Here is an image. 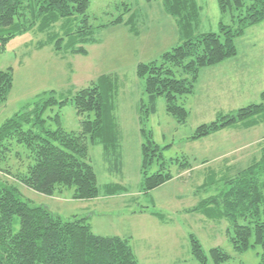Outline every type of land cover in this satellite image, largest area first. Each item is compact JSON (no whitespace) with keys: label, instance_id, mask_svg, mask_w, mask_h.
<instances>
[{"label":"rangeland","instance_id":"1","mask_svg":"<svg viewBox=\"0 0 264 264\" xmlns=\"http://www.w3.org/2000/svg\"><path fill=\"white\" fill-rule=\"evenodd\" d=\"M196 2L201 8L197 34L218 33L221 22L233 25L231 13L220 12L218 0ZM122 14L124 23L133 15L132 26L137 32H131L125 24L99 29L98 42L86 46L88 55L55 50L53 37L67 41L66 35L77 27V22L65 20L45 31L34 28L16 36L0 54V71L13 69L14 75L8 100L0 105V127L16 114L51 96L59 101L71 99L102 76L111 77L116 85L113 115L118 130L117 149L107 158L103 146L88 139V158L102 192L105 186L115 184L122 190L109 201L89 203L72 200L71 190L51 197L19 186L22 197L33 205L48 207L66 220L75 216L88 218V221L91 218L92 230L97 235L129 239L140 264H199L192 256L191 235L200 242L209 264H214L211 250L216 248L230 256L224 264H260L262 247L254 244V238L247 251L234 249L230 235L233 223L222 215L223 207L213 205L209 213L190 210L209 195L204 190L199 191L208 176L212 182L211 194L217 193L227 187L224 180L227 176L246 169L253 162V156L258 157V144L264 140V122L247 131L228 128L199 140L192 137L198 127L215 122L220 115L235 114L241 108L261 103L257 93L264 91V23L248 28L236 40L238 58H234L233 72L244 76L247 71L249 76L245 80L250 83H246V87L236 86L229 98L219 99L216 95L223 94L219 88L224 84L222 74L203 73L195 94L198 106L190 105L194 97L186 104L189 111L186 124H179L168 115L165 99L159 98L157 112L150 115L144 125L154 143L162 149L166 171L175 178L145 194L141 168L142 145L146 141L141 132L140 104L147 98L145 83L137 77L136 69L140 63L160 61L181 41L176 22L165 12L162 0H90L88 15L94 26L108 24ZM199 83H203L201 88ZM57 113L64 130L79 134L81 118L71 102L61 110L54 107L45 112L47 128H58L51 119ZM226 153L232 155L225 160L219 158ZM182 158L190 162L191 168L179 172L176 160ZM159 169L154 164L149 173ZM219 178L220 181H216Z\"/></svg>","mask_w":264,"mask_h":264},{"label":"trees","instance_id":"2","mask_svg":"<svg viewBox=\"0 0 264 264\" xmlns=\"http://www.w3.org/2000/svg\"><path fill=\"white\" fill-rule=\"evenodd\" d=\"M162 4L176 22L181 43L160 61L140 63L136 69L137 77L145 83L147 98L140 104L141 132L146 141L142 145L141 168L145 194L175 178L166 171L162 149L154 143L151 132L145 130V120L157 112L159 98L165 99L168 115L179 124H186L189 116L186 102L196 93L201 71L235 58L237 38L248 28L264 23V0H218L220 12L231 13L233 25L221 22L218 33L197 34L201 8L196 0H162ZM89 7L90 0H0V54L16 36L34 28L45 31L62 20L77 22V27L66 35L67 41L54 36L52 43L56 51L74 55H88L86 46L98 42L99 29L125 24L131 32H137L132 26L133 15L127 23L122 14L108 24L94 26L88 15ZM113 82L111 77L102 76L71 99L59 101L51 96L0 127V264H140L129 239L97 235L87 218L75 216L66 220L48 207L24 200L19 189L24 186L51 197L71 190V199L75 201L116 196L122 190L115 184L105 186L102 192L88 158V139L101 144L107 158L118 146ZM13 84V69L0 71V105L7 102ZM70 102L81 118L79 134L61 127L59 113L51 118L58 128H47L45 112L54 107L61 110ZM263 122L264 93L261 103L201 125L192 139L206 138L237 125L255 126ZM176 162L179 172L191 168L186 158ZM154 164L160 169L150 174ZM233 175L223 178L227 187L214 194L210 192L212 182L208 176L199 191L209 195L190 212L209 213L213 205L223 207L222 215L233 223L230 235L234 249L247 251L254 238V244L262 247L260 264H264V144L259 157ZM190 239L193 258L199 264H209L200 242L193 235ZM211 260L224 264L230 256L216 248L211 250Z\"/></svg>","mask_w":264,"mask_h":264},{"label":"crops","instance_id":"3","mask_svg":"<svg viewBox=\"0 0 264 264\" xmlns=\"http://www.w3.org/2000/svg\"><path fill=\"white\" fill-rule=\"evenodd\" d=\"M180 37V36H179ZM236 58H238V57H236ZM235 62H236V59H228V60H226V61H224V62H222L221 64H219V65H216V66H214V67H212V69H211V67L210 68H205V69H203L202 71H201V74H200V78H201V75L203 74V73H206V72H208L209 74H213V73H216V72H220L221 74H222V79H224L223 81V85L222 86H220L219 88H220V90L223 92V94H217L216 95V97L217 98H219V99H224V100H226L227 98H229V96H230V93L233 91L234 92V90L236 89L235 87L236 86H239L238 88H242V87H246V83H250V81L248 80L247 82H246V80H245V78H247L248 76H249V74L247 73V71L245 72L244 71V73H246V74H244V76H241L242 74H239L238 75V73H236V72H233V70H234V64H235ZM205 70V71H204ZM206 70H209V71H206ZM204 71V72H203ZM241 73L243 72V71H240ZM208 73H206V74H208ZM235 75H237V76H235ZM244 83V84H243ZM200 84H203V83H199L198 84V86H200ZM202 86V85H201ZM201 86H200V88H201ZM204 86V85H203ZM247 88H249V87H247ZM197 87H196V93L195 94H197ZM220 90H217V92L219 93V91ZM249 90V89H248ZM264 93V91H261V90H259L258 91V97H259V99L260 100H262V94ZM245 94V96H247V94L246 93H244ZM192 97H194V99H193V102H191L192 101V99L190 100V98L187 100V102H186V104L189 102H191V106L193 107L194 106V108L196 107V106H198V102H197V99H195L196 97H195V95L194 96H192ZM226 115H228V114H226ZM261 123H259V124H257V125H255V126H252V125H248V126H246V125H237V127L236 126H234V127H230V128H240V129H243L244 131H247V130H250V129H253V128H256V127H258L259 125H260ZM228 129V128H227ZM222 132H224V130H222V131H220V132H217V133H222ZM264 144V140L263 141H260L259 142V144L258 145H260L259 146V154H260V149H261V147H262V145ZM259 154H258V157H259ZM232 155V153H226V154H223V155H221L219 158H223L224 160H225V158L226 157H228V156H231ZM255 155L253 156V159H255ZM172 181V180H171ZM201 187V186H200ZM199 187V188H200ZM113 198H115V196H108V197H104V196H102V197H100V198H98V199H95V200H90V201H77V202H89V203H94V202H96V201H105V200H110V199H113ZM75 201V200H74ZM88 219V218H87ZM90 219L91 218H89V221H88V223L90 224V226H91V228H92V224L90 223Z\"/></svg>","mask_w":264,"mask_h":264}]
</instances>
